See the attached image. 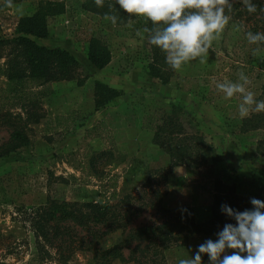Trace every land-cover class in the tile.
Wrapping results in <instances>:
<instances>
[{
    "label": "rangeland",
    "instance_id": "rangeland-1",
    "mask_svg": "<svg viewBox=\"0 0 264 264\" xmlns=\"http://www.w3.org/2000/svg\"><path fill=\"white\" fill-rule=\"evenodd\" d=\"M42 2L62 7L61 13L48 18V38L37 42L69 51L89 77L82 86L76 81L52 84V93L32 109L39 121L28 122L30 144L0 159V264H92L91 251L60 260L56 249L39 236L33 220L37 212L55 203H104L114 191L120 199L128 194L139 196L149 174L170 165L169 155L153 143L154 132L143 128L145 117L157 110L169 113L173 107H181L188 134L202 136L208 144L205 165L179 166L169 175L166 186L161 187L167 191L164 208L188 207L198 222L206 223L212 219L215 178L235 184L250 196L264 186V155L258 152L264 127L247 131L245 125L248 119L264 117V112L253 111L241 118L237 110L241 97L225 99L216 87L217 82H236L243 71L250 81L247 89L255 93V99L264 100V58L252 54L255 46L246 39L251 24L245 17L230 16L221 39L212 42L215 51L209 50L206 64L191 61L180 71L173 70L169 83L163 84L148 74L151 59L143 27L133 28L145 21L133 19L129 24V20L118 18L116 0H102L101 7L95 0H24L11 8L0 0V39H13L19 19L35 14ZM17 7L22 8V14ZM103 11L116 14L118 23L105 19ZM94 36L106 42L112 53L113 60L102 70L86 55L88 41ZM5 54L0 48V75ZM96 81L122 94L98 111L94 103ZM13 113L26 118L27 111L15 109ZM60 117L69 119L58 120ZM10 131L0 128V145L9 139ZM106 150L113 158L98 165L104 178H96L91 175L89 160ZM143 209L139 215L131 213L132 226L160 223L155 210ZM72 233L92 239L91 231L75 228ZM122 237L118 230L98 239L95 247L106 251ZM198 244L197 239L188 246L174 244L166 250L164 263L177 264L179 259L194 256ZM123 254L114 264H128L129 249ZM202 260L209 264L207 255Z\"/></svg>",
    "mask_w": 264,
    "mask_h": 264
},
{
    "label": "trees",
    "instance_id": "trees-1",
    "mask_svg": "<svg viewBox=\"0 0 264 264\" xmlns=\"http://www.w3.org/2000/svg\"><path fill=\"white\" fill-rule=\"evenodd\" d=\"M22 1L24 0H12V3L15 5ZM252 3L256 5L255 13H249L241 0H231V12L226 14L245 17L246 21L250 22L249 30L253 33L264 32V0H252ZM61 7V4L42 2L35 14L19 19L13 39H0V48L6 52L5 68L0 75V128L11 129L9 139L0 145V159L9 157L30 144L27 125L36 118V112L32 109L40 99L52 93V84L76 81L82 86L89 77L81 62L69 51L49 48L37 42L48 38V18L61 13ZM118 9V18L127 22L131 14L120 6ZM138 25L143 29L151 28V21L135 24L133 28L138 29ZM145 34L148 39V33ZM148 46L151 59L148 66L149 76L168 84L173 76V69L167 65L165 55L158 47L150 43ZM86 55L90 63L99 70L106 68L112 60L108 44L95 36L88 41ZM121 95L119 90L96 81L95 110L106 107ZM15 109H25L26 118L21 114L14 115ZM182 111L181 107L175 106L169 113H160L157 110L153 115L145 117L143 128L154 132L153 143L169 155L170 165L151 172L140 188L139 196L128 194L120 199L114 191L104 203H55L47 210L36 213L33 221L39 236L56 249L60 260L67 261L77 252L91 251L94 253L92 264H114L118 258L123 259V250L126 248L130 251L126 260L128 264H165L164 254L174 244L188 246L191 240L197 239L200 245L207 239L216 240V234L226 223H236L222 213L221 205L228 204L233 209L244 211L253 207L251 198L264 201L262 185L250 196L240 192L235 184L228 185L215 178L211 189L212 219L209 222H198L188 207H163L167 191L161 190V187L166 186L174 168H199L207 163L208 144L204 137L188 134L181 118ZM62 119L69 118H58ZM38 121L36 118V122ZM263 123L264 117L258 116L255 120L248 119L245 125L249 131L263 128ZM258 152L264 155V140L259 142ZM108 158L112 159L113 156L107 150L93 154L88 164L92 170L91 175L103 179V172L99 173L98 165L102 161H109ZM148 196L150 198H147ZM139 201H146V204H139ZM143 208L155 210L160 215V223L132 226L131 213L139 215L144 211ZM75 228L91 231L92 239L88 240L72 233ZM118 230H121L123 235L119 244L103 252L95 247L98 239Z\"/></svg>",
    "mask_w": 264,
    "mask_h": 264
},
{
    "label": "clouds",
    "instance_id": "clouds-1",
    "mask_svg": "<svg viewBox=\"0 0 264 264\" xmlns=\"http://www.w3.org/2000/svg\"><path fill=\"white\" fill-rule=\"evenodd\" d=\"M98 7L102 0H95ZM121 9L133 19L151 21V28H145L148 41L165 55L167 65L180 71L191 61L206 64L212 42L221 39L225 26L229 23L231 0H116ZM249 13L256 12L252 0H241ZM5 5L13 7L12 0ZM16 10L22 14V8ZM105 19L115 25L117 17L105 14ZM239 30V27H237ZM141 36V32H137ZM246 39L254 57L264 58V32L248 31ZM215 51V50H214ZM249 77L238 73L236 82H217V89L225 99L240 96L238 114L246 118L251 112H264V100L255 99V93L247 89ZM251 209L239 211L228 204L221 205V211L235 220L226 223L216 235L217 239H207L198 245L194 256L179 259L177 264H203L202 257H209V264H264V201L251 198ZM231 250V254H228Z\"/></svg>",
    "mask_w": 264,
    "mask_h": 264
},
{
    "label": "crops",
    "instance_id": "crops-1",
    "mask_svg": "<svg viewBox=\"0 0 264 264\" xmlns=\"http://www.w3.org/2000/svg\"><path fill=\"white\" fill-rule=\"evenodd\" d=\"M113 60V59H112Z\"/></svg>",
    "mask_w": 264,
    "mask_h": 264
}]
</instances>
